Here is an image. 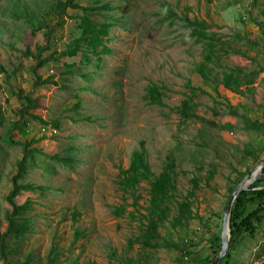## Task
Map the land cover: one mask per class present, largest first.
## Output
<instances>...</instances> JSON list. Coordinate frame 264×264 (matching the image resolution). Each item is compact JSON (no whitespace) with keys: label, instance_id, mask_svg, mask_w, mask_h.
Listing matches in <instances>:
<instances>
[{"label":"rangeland","instance_id":"374dc122","mask_svg":"<svg viewBox=\"0 0 264 264\" xmlns=\"http://www.w3.org/2000/svg\"><path fill=\"white\" fill-rule=\"evenodd\" d=\"M98 1L77 0L83 7ZM101 1L119 7V11L114 13L116 17H126L125 24L110 33L112 41L108 46L112 55L104 57L101 71L94 65H87L80 55L65 59L68 64L75 62L74 76L62 75L63 59L59 63L50 62L39 70L41 80L52 78L58 85H35L31 72L35 61L8 48L14 42L13 46L20 51L30 48L35 52L37 45H45V30L32 36L23 21L17 22L0 14L1 62L9 74L16 68L19 70L10 79L0 74V105L5 125L18 122V128L12 133L14 140H38L34 147L49 156L63 157L74 145L79 160L74 171L51 162L52 173L45 174L42 169L44 158L40 157L27 182L47 186L49 191L44 195L40 191H21L15 198L17 205L31 200L36 211L44 217L29 242L22 243L21 253H33L34 264H45L54 245L60 250L58 264H120L127 256L137 257L138 246L128 252L127 240L139 235L140 214L145 212L140 209L137 213L131 205V198H127V204L131 206L127 207L123 217H114L112 207L124 204L125 197L119 190L117 167L128 168L130 157L140 141L146 143L148 161L155 175L162 172L168 158L173 159L180 197L186 196L192 189L191 180L194 177L201 179L194 201V212L198 218L185 230L176 231L168 227L160 230L162 238L170 244H186L188 247L190 241L195 240L191 245L195 248L194 252L202 249L210 236L205 224H209L211 232L220 230L222 212L229 200L228 190L239 179L238 174L255 168L251 160L243 161L240 151V144L244 142L241 134L244 123L234 117L236 113L229 115L236 109L235 97L223 87L218 88L219 95H216L212 83H203L194 71L202 61L203 46L196 45L189 38L190 31L182 27L183 22L176 21L173 27L169 26V21L162 23L160 12L163 3L169 2L179 16L206 21L210 25L208 31L218 34L220 40L217 49L221 57L214 66V74L220 78L223 72L240 66L249 76L257 74L249 77L253 84L246 89L261 90L263 95L264 0ZM7 7V0H0V10ZM68 13L62 20L51 18L47 23L53 32L51 49L44 57L54 51L62 53L79 37V20L73 19L71 11ZM16 37L21 40L15 42ZM81 73H92V79L89 77L85 82ZM119 82L120 86L116 85ZM188 83L206 92L198 91L194 97V113L201 121L191 119L184 122L176 112L189 95ZM151 84L164 88L163 106L151 105L146 99V90ZM82 87H87L88 91L82 92ZM11 91L39 100L40 107L35 114L46 121H58L60 128L50 126L47 130L26 117L20 120L16 115L19 101L11 96ZM76 93L82 99L80 115L72 111ZM261 95L253 96V99L263 102L264 96ZM88 118L93 121H87ZM229 118L235 124L230 125ZM0 135L6 138L3 129H0ZM21 158L20 146L0 141L2 232L6 228V211L10 208L6 196L12 188L15 165ZM211 170H215V177L208 188L204 181ZM138 193L142 196L139 205L146 207L148 186L142 184ZM75 211L81 214L76 224L72 221ZM77 230L83 236L75 240ZM262 243V234L248 241L241 249L240 261L258 264L254 262V255ZM112 250H115L113 258ZM150 256L155 264H196L193 258L180 257L170 249L151 251ZM19 260L22 261L23 257L19 256ZM0 264L5 263L0 261Z\"/></svg>","mask_w":264,"mask_h":264},{"label":"trees","instance_id":"16d2710c","mask_svg":"<svg viewBox=\"0 0 264 264\" xmlns=\"http://www.w3.org/2000/svg\"><path fill=\"white\" fill-rule=\"evenodd\" d=\"M8 7L5 10H0L1 15L8 16L17 22L23 21V24L30 28L32 36L37 35L39 32L43 33L45 45H37L35 52L30 48L20 51L15 48L14 42L8 48L12 51H17L24 58H31L35 61V66L31 67V72L35 77V85H58L53 82L52 78L41 80L38 75L39 70L50 62L59 63L63 59L61 66L64 69L63 76H74L76 73V64H68L65 62L66 58H75L78 55L84 58L87 65H94L98 70H102L103 61L105 56L112 55V49L108 43L112 41L110 36L114 28L121 27L126 22V17L121 15L116 17L115 12L119 11V7L113 6L110 3H103L101 0L95 4L87 7L81 6L77 0H38V1H24V0H7ZM71 11L73 19H78L77 26L79 37H76L72 43L62 52H52L48 56H43L51 49L50 40L53 28H49L47 24L51 18L61 19L69 15ZM163 15L161 22L169 21V26H175L176 21L183 22L182 27L189 29V38L197 45L203 46L202 61L194 68L202 79L205 85L212 83V90L216 95H219L218 88L223 87L227 90L235 91V87L244 85L246 88L253 84V80L249 77L257 74L248 75L240 66L230 68L227 72H223L219 78L214 74V66L220 60L218 43H220L218 34L209 32L210 25L204 20H190L186 15L179 16L173 10V6L169 2H164L162 5ZM49 18V19H48ZM242 21V20H241ZM25 34V32L23 31ZM15 39V37H14ZM20 37H16L15 42H19ZM1 41V40H0ZM2 42V41H1ZM4 43V42H3ZM253 46H256L254 44ZM95 61V64H93ZM19 70L14 69L11 74L7 72L0 59V74L6 75L10 79L11 75H16ZM93 74L81 73L85 82L91 78ZM92 79V78H91ZM66 81V79H64ZM93 81V80H89ZM115 83V82H114ZM117 83L116 85H119ZM120 86V85H119ZM189 95L181 102L176 112L180 115L181 119L186 122L191 119H200L195 113L194 97L199 91L205 94L201 89L194 88L187 84ZM0 91L2 87L0 85ZM82 92L88 91V88L82 87ZM11 96H15L19 101V107L16 110V115L20 120L25 117L31 121L43 125L48 130L52 126L56 129L60 128L58 121H46L35 114V110L40 107L39 100L33 99L30 95L22 96L20 92H10ZM165 97L164 88L156 84H151L146 90V99L151 105L163 106V98ZM76 100L73 113L79 114L82 108V99L76 93L74 95ZM5 116L3 108L0 105V129L6 132V138L3 139L0 135V141L5 140L8 144L17 145L22 148V158L17 161L15 165L16 173L11 178V191L6 196V202L9 209L6 211L5 223L6 228L2 232V225L0 223V261L5 264H34V254L31 252L21 253L22 243L29 242L33 234L37 232L40 226V221L44 218L34 208V203L27 200L23 205H17L15 198L21 191L36 192L40 191L41 195L49 191V187H42L27 182L30 171L37 168V162L40 157L44 158L42 169L45 174L52 173L53 168L51 162L57 163L71 171L76 169L79 160L76 158L77 150L74 145H71L67 154L63 157L58 155L49 156L43 153L35 144L38 140H29L25 142H16L12 136L13 130L18 128V122L9 123L5 125ZM87 121L92 122V118ZM229 127V125H226ZM247 129L256 130L264 128L258 122H249ZM264 154V147L261 149ZM243 160L248 157L253 159L254 165L260 163V156L255 149L245 150ZM264 161V157L262 159ZM118 186L119 190L125 196L123 203L120 206L112 207V214L116 218L123 217L127 212V207L135 208L137 213L140 209L144 210V214H140L141 224L139 235L127 240L128 252L134 251L138 246L137 257H125L121 260L120 264H155L151 260L150 252L158 251L161 249H170L184 258H193L196 264H210L221 251V232L222 224L218 232H211L209 224H205L209 237L207 238L206 245L197 252L191 245L194 242L191 240V245L183 244L178 246L170 244L165 241L160 235L162 228L168 227L172 230H185L189 224L198 218L194 212V201L196 198V191L200 189L201 179L194 177L191 180L192 189L186 196H179L178 187L176 184V165L173 159L168 158L164 164L163 170L159 175H155L151 169L148 161V151L144 141L139 142V147L132 153L130 163L127 169L118 166ZM251 171L246 169L243 173L238 174L237 180L229 188V196L233 193L235 187L243 180V178ZM215 177V170L209 171V175L205 179V185L210 188L209 182ZM142 184L148 186V200L147 206L142 207L139 205V200L142 196L138 193L139 187ZM60 191V190H59ZM127 198L132 199V204H127ZM225 210V209H224ZM221 220L223 219V213ZM134 218L133 215H131ZM81 218V214L75 211L72 214V221L74 224ZM262 234L263 243L259 246L254 255V262L264 264V177L256 181L248 191L242 192L234 202L231 218H230V240L229 249L223 260L218 264H245L239 259L241 249L248 241H252ZM82 233L75 231V240L80 238ZM189 243V244H190ZM115 255V250L111 251V257ZM19 256L23 260H19ZM60 256L59 248L54 245L47 256L45 264H58V257ZM182 262V261H181ZM75 264H78L75 262ZM253 264V263H250Z\"/></svg>","mask_w":264,"mask_h":264},{"label":"crops","instance_id":"0c3cea01","mask_svg":"<svg viewBox=\"0 0 264 264\" xmlns=\"http://www.w3.org/2000/svg\"><path fill=\"white\" fill-rule=\"evenodd\" d=\"M225 91L231 93V96L235 97L233 98V101L237 104L235 106V110L230 111V114H237L234 115L236 118H240V120L243 121L244 127L241 129L242 139L244 140L243 143H241V153L242 158L244 156L245 150H250L251 148L255 149L258 153V156H260V163L264 162L262 159L264 157L263 152H261V149L264 147V128H259L256 130H249L247 129V124L250 122H258L261 126H264V101L260 102V100L256 101L253 99L254 97H257L258 95H261V90H247L244 85H240L238 88L235 87V91L227 90L223 88ZM264 96L261 95V97ZM238 98V99H237ZM231 101V98H229ZM231 103V102H230ZM242 111V112H240ZM254 113H257V115H253ZM233 116V115H232ZM228 123L235 124V121H232L229 118ZM226 124V125H229ZM247 160H251L253 163V159L251 157H248L246 160H243L246 162ZM259 163V164H260ZM254 164V163H253ZM259 164L255 165L258 166Z\"/></svg>","mask_w":264,"mask_h":264},{"label":"water","instance_id":"95a60500","mask_svg":"<svg viewBox=\"0 0 264 264\" xmlns=\"http://www.w3.org/2000/svg\"><path fill=\"white\" fill-rule=\"evenodd\" d=\"M264 177V162L256 166L252 171H250L243 180L235 187L233 193L231 194L222 219V232H221V251L219 255L210 263L218 264L223 260L229 249L230 240V218L234 202L239 197L242 192L248 191L251 186L258 181L260 178Z\"/></svg>","mask_w":264,"mask_h":264},{"label":"built area","instance_id":"2783aa9c","mask_svg":"<svg viewBox=\"0 0 264 264\" xmlns=\"http://www.w3.org/2000/svg\"><path fill=\"white\" fill-rule=\"evenodd\" d=\"M193 242L195 241V240H192Z\"/></svg>","mask_w":264,"mask_h":264}]
</instances>
